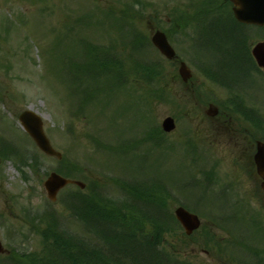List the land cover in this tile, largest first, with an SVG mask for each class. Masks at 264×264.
Returning <instances> with one entry per match:
<instances>
[{"label": "rangeland", "instance_id": "374dc122", "mask_svg": "<svg viewBox=\"0 0 264 264\" xmlns=\"http://www.w3.org/2000/svg\"><path fill=\"white\" fill-rule=\"evenodd\" d=\"M185 1L0 0V117L3 116V122L2 119L0 122V136H5L7 141H11L13 136L23 138V132L18 129L20 127L18 118L22 112L32 109L42 116L46 134L55 149L66 156L67 165H75L78 168L74 172L75 179L86 182L87 185L92 180L108 197L121 201L130 198L131 194L127 193L122 185L132 184L135 173L138 174L137 181H145L148 189H154L153 185L158 181L161 186L157 185L155 190L161 198L168 199L166 209L169 212H173L179 205L189 206L199 215L204 226H218L214 233L219 239L226 240L230 235L229 230L219 227L220 224H227L224 220L226 217L221 219L223 212L217 205H214L213 199L207 197V201L198 203L194 199L195 196L190 194V190L186 193V187L181 189L180 184L183 180L186 182L190 173H193L194 179L205 177L200 175V166L197 164L191 166V156L187 158L188 165H186L184 161L186 140L193 139L203 150L211 151L215 158L220 160L222 165L216 172L219 177L218 184L215 183V186L210 187L211 192H227V204L229 207L232 205L234 210L236 208V212L242 215L236 222L249 223L247 217L244 216L245 210L242 208L246 209L247 206L251 214L257 216L264 225V212H262L257 194V185L247 175L244 167L236 162L235 151H232L231 147L233 145L215 140L214 136H205L204 129L208 126L202 120L203 115L190 116L188 114L204 111L206 102L214 100L218 103H227L229 99H233L232 102L224 104V109L232 113L241 128H253L258 137L264 138L263 125L255 129L242 115L237 114L240 110L239 104L247 113L252 110L264 114V79L258 81L256 76L253 77L252 81L256 80L259 85H255L259 88L254 94L251 90L240 91L244 101L238 100L227 89L206 79L198 67L200 58L190 47L195 31L192 21L194 17L188 20L191 21L189 28L173 36L172 45L193 71V86L202 96L203 104L194 103L193 97L187 92L181 80L176 77L178 66L163 60L159 53L148 47V50L141 52L139 58L147 62L158 61L162 77L158 76L153 87L159 89V94L163 93V100L146 98L143 94L146 91L150 92L151 88L147 84L134 83L132 85L136 81V75L129 71L130 82H126V87H122H128L129 90L122 91L121 89V91L112 93L105 98L108 100L104 105L96 104L93 107H85L84 112L76 116L77 106L72 107L70 104L73 98L64 80L63 60L60 61L59 49L69 45L67 34L72 31L75 39H78L79 34L82 35L85 31L83 26L80 27L84 23V18H98L103 22L102 28L98 29L103 34L98 32V36L95 35V41L108 44L111 43L109 41L114 40L115 50L121 62L123 59H129V53L135 45L130 41V34L133 30L149 40L156 29L168 30L170 25L167 20L170 19V13L175 14L174 12L179 9L182 2L185 5ZM126 11L128 20L127 18L124 20L127 24L123 23L124 20L121 24L112 20L111 17L125 14ZM108 12L113 13L111 17L110 14L105 16ZM227 18L229 16L225 17L226 20L220 19L215 29L209 32L208 36L212 34L214 37L212 44L216 40L220 45L222 38L238 35V31L234 28L236 26H233ZM216 19L213 18L211 21ZM57 42L61 45L57 46ZM250 42L249 48L258 42V37L255 36ZM235 54L236 58L230 54L222 57L227 65L225 71L230 74V77L239 76L243 69L242 63H237L242 59L237 49ZM201 58L204 60L203 56ZM73 65L74 60L71 59L67 66L73 69ZM172 96L181 99V108L165 101L171 100ZM168 116L175 117L177 128L163 139L166 145L177 142L179 144L177 151L152 150L149 142L139 143L135 149L127 147L132 143L135 144L133 140L143 139L145 131H148L151 126L153 128L161 126L162 121ZM4 129L12 133V136H7L9 134ZM94 138L101 144H106L111 148L110 150L117 151L118 155L99 147L101 145L98 146ZM18 141L27 152L36 155L41 166L33 168L25 164L19 167L15 160L0 158V240L5 248L12 250L11 254H21L20 256L25 261L30 258L29 254L40 252L43 234L50 220L45 216L46 210H57L60 215H64L61 222L66 230L69 228L71 233L92 238L91 235L82 232V227L77 221L70 217L67 218L68 212L64 205L65 193L62 196L59 195L55 203L48 200L43 182L51 172L60 167L59 161L56 158L44 156L35 149L34 144L27 137L23 140L20 138ZM130 141L131 143H128ZM182 144L184 148L181 147ZM120 145L121 151L116 149ZM97 146L100 149H97ZM197 156L199 157V154ZM184 166H190L189 173H186ZM209 169L205 168V170ZM22 171L25 172L26 179L23 178ZM232 180L236 182V185L223 190L225 184L231 183ZM239 193L246 198L245 205H237ZM212 195V198L217 200V194ZM219 202L223 207L222 200ZM143 208L146 207L143 206ZM28 213L29 215L39 213V215L33 217V215L28 216ZM170 225L175 227L173 223ZM204 226L190 239H186L180 230H171L164 236L162 249L172 257L175 255L174 258L179 261L226 264L224 261L208 258L204 254V251L208 249H205L203 244H198L205 229L208 228ZM150 232L148 230L149 234ZM261 243L262 240H256L255 246L260 247ZM5 262V259L0 257V264ZM31 264L39 263L36 259Z\"/></svg>", "mask_w": 264, "mask_h": 264}, {"label": "trees", "instance_id": "16d2710c", "mask_svg": "<svg viewBox=\"0 0 264 264\" xmlns=\"http://www.w3.org/2000/svg\"><path fill=\"white\" fill-rule=\"evenodd\" d=\"M134 38L138 48L133 49L129 59L121 62L112 45L101 47L86 38H78L75 45L70 46L78 58L71 75L78 83L83 82L87 86L85 91L90 96L86 98L91 102L98 98L96 93L100 92L106 98L115 90L126 89L122 87L130 82L129 71L136 75L135 82L139 85L152 82L156 72L139 58L145 43L140 36ZM221 41L231 48H237L239 44L234 37H224ZM150 93L146 91L145 94ZM6 153L14 154V150H7ZM64 174L71 177L72 172ZM141 185L144 184L123 186L131 194L124 201L108 197L101 189L87 187L81 191L76 188L64 201L65 208L70 217L83 230L91 233L98 243L90 244L80 235L68 232L59 217L51 212L47 214L50 220L43 234L42 253L31 255L26 261L18 255L13 258L18 264H31L36 259L39 264H180L162 249L165 234L176 231L178 224L174 215L166 209L167 200L157 195L156 186L152 190L142 186V191L136 187ZM170 223H174L175 227H171Z\"/></svg>", "mask_w": 264, "mask_h": 264}, {"label": "water", "instance_id": "95a60500", "mask_svg": "<svg viewBox=\"0 0 264 264\" xmlns=\"http://www.w3.org/2000/svg\"><path fill=\"white\" fill-rule=\"evenodd\" d=\"M235 4L234 12L239 21L245 23H254L264 25V0H231ZM155 46L165 55L168 59L174 60L176 54L174 50L169 45L166 36L162 32H156L152 38ZM254 55L260 66L264 67V43L259 44L255 50ZM179 73L184 80L187 82L191 77V72L184 63H181ZM217 109L210 108L208 113H216ZM21 121L25 126L26 130L35 139L38 146L47 154L57 156L61 158V155L57 153L51 146L46 138L43 129L42 122L40 118L35 116L30 112H25L21 116ZM163 128L166 132H170L175 129V123L172 118H167L163 122ZM255 162L257 166V172L262 179V190L264 192V144H258V152L255 156ZM75 183L81 188L85 186L80 182H73L62 178L61 176L53 173L45 182V188L47 190L48 196L51 200L55 201L58 192L64 188L66 185ZM177 219L184 226L188 234H191L194 230L199 228L200 220L199 218L186 211L184 208L180 207L175 211ZM0 252H3L2 245L0 243Z\"/></svg>", "mask_w": 264, "mask_h": 264}, {"label": "flooded vegetation", "instance_id": "af4514ba", "mask_svg": "<svg viewBox=\"0 0 264 264\" xmlns=\"http://www.w3.org/2000/svg\"><path fill=\"white\" fill-rule=\"evenodd\" d=\"M220 118L216 122L219 125H227L229 124L230 120L228 119L227 113H221ZM223 131V130H218ZM242 130H239L237 127L235 130L233 129L232 138L234 140H237L238 143L236 144V147L238 148V154H239V160H236V162L240 163L242 166L250 167V165H253V156H254V144L247 136H245L242 132ZM217 135L222 136V140H226L225 133H218Z\"/></svg>", "mask_w": 264, "mask_h": 264}]
</instances>
